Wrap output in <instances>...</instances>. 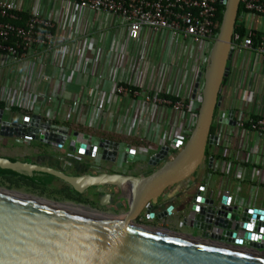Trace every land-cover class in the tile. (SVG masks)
Masks as SVG:
<instances>
[{
    "label": "built area",
    "instance_id": "built-area-1",
    "mask_svg": "<svg viewBox=\"0 0 264 264\" xmlns=\"http://www.w3.org/2000/svg\"><path fill=\"white\" fill-rule=\"evenodd\" d=\"M62 1L65 4H74L79 10L90 11V29H99L100 22L103 23V28V19L106 17L116 20L107 49H103V37L95 36V31L81 37L74 33L67 36L65 33L61 39H57L51 17L41 16L35 10L25 11L13 0H0V61L5 64H22L32 60L40 64L42 70L39 76L35 77L36 80L31 82L30 76L25 75L20 80L21 85L18 84L12 92L1 91L0 99L7 101L8 109L10 106L20 109L18 111L22 114L19 122L26 116L29 118L25 132L16 135L27 141L36 138L43 128L30 125L32 114H36L31 112L36 102L43 109L52 104L53 109L42 110L44 119L39 114L40 123L49 119L52 127L67 131L65 142L60 149L63 155H68L66 148L73 132L79 131L83 133L81 141L96 146V149L93 155L72 154L84 156L89 162L100 166L103 162V148L98 146L99 140L107 138L103 134L114 130L118 139L112 140L119 141L120 145L116 156L117 164L112 166L113 170L128 169L129 162L124 160L125 155L130 152L126 149L127 145H135V157L137 154L144 156L146 161L161 149L167 151L165 159L173 156L181 146L177 143L183 144L186 141L195 123L202 77L192 97L194 84L198 72H203L209 61V52L219 27L218 10L225 0ZM240 4L242 13L239 18L246 28L247 23L242 19L244 15L264 18V0H240ZM24 12L27 13L24 22L15 24L14 22L22 20ZM75 19L74 14H69L66 19L67 29L74 31ZM150 37L156 40L154 46L157 47L153 64L148 62V57L154 52L148 53L147 50ZM60 41H70L73 47L59 46L57 43ZM231 49L233 56L248 49L264 60V31L250 28L244 37L234 35ZM88 50L93 54L86 56ZM114 55L116 56L110 63V74L103 72L104 63L99 71L93 70L99 65L100 56L106 59L107 64L108 58ZM45 63L52 67V78L50 82L46 79L45 89L40 91L37 86L44 82ZM188 76L191 77V92H187V89L182 93L178 92L174 88L177 78L185 79ZM68 84L77 85L78 88L66 100ZM219 96L217 117L226 118L232 110L231 119L235 123L226 124L228 129L222 133L221 127L215 125V132L212 134L217 136V141L215 144H208L209 156L206 164L210 159L212 162L211 167L206 165V169H211L212 171H208L218 178V175L230 174L232 171V163L227 164L225 173L217 171L219 169L215 159L224 162L230 152L236 150L237 138L233 133L234 128L254 132L264 138V117L254 119L251 115L258 113L242 111L234 98L223 94L222 89ZM114 98L118 101L116 104L117 108L121 109L120 113L110 109V102ZM151 144H155L153 152L148 150ZM220 144L224 147L218 154L214 148H218ZM240 161L245 160L241 158ZM257 164L252 181L260 186L264 185V140L257 152ZM196 174L197 172L192 176ZM236 177L241 179L242 174L237 173ZM211 185L200 182L195 193L214 198L217 210L222 211L221 205H228L232 210L227 212L238 217L221 216L231 224L221 228L220 233L208 230L209 237L221 245L249 248L252 243H261L264 246V239L261 241L263 235L254 229L256 223L264 220L257 219L253 212L254 208L264 209L253 206L251 198L239 199L229 189L217 194L216 187ZM223 195L229 198L227 204L221 202ZM219 215L215 212L213 219ZM157 224L166 226L168 223L166 220ZM178 224L183 226L181 219ZM213 235L216 237L213 238ZM238 240L240 242H237Z\"/></svg>",
    "mask_w": 264,
    "mask_h": 264
},
{
    "label": "water",
    "instance_id": "water-1",
    "mask_svg": "<svg viewBox=\"0 0 264 264\" xmlns=\"http://www.w3.org/2000/svg\"><path fill=\"white\" fill-rule=\"evenodd\" d=\"M239 4L240 0H225L209 61L204 71L198 72L194 84L192 97L202 77L197 116L188 138L183 144L177 143L181 146L169 158L165 159L167 151L162 149L149 156L147 163L154 167L151 172L135 174L89 162L84 172L74 173L66 156L93 155L96 149L81 141L83 133L79 131L73 132L66 148L68 155L60 157L58 165L0 156V169L27 176L33 172L52 175L78 193L89 188L97 193V188L113 187L114 194L121 199L117 208L122 210L119 214L107 215L85 205L52 201L0 186V264H264L261 243H252L246 248L221 245L209 237L208 230L220 233L221 228L229 227L231 222L223 217H238L227 212L231 207L221 205L223 210H217L214 198L197 192L190 195L188 190L172 197L168 194L171 186L197 172L205 158L206 146L217 141L211 126L220 105L223 79L230 71L231 42ZM232 112L218 121L234 125ZM2 113L0 109L1 135L25 132L27 116L17 123L3 119ZM40 120L39 114H32L29 122L31 126L43 128L36 138L60 150L67 131L52 127L49 119L42 123ZM119 145L117 140L100 138L98 146L103 148V162L117 164ZM126 149L130 152L124 154V160L131 164L136 146L127 145ZM211 162L210 159L208 167ZM111 195L105 193L100 204H109ZM228 200L223 195L221 202L227 204ZM215 212L220 215L213 219ZM253 212L257 219L264 220V210L254 208ZM173 217L182 220L183 228L197 229L198 234L157 224ZM254 229L264 236L263 221L256 223Z\"/></svg>",
    "mask_w": 264,
    "mask_h": 264
},
{
    "label": "crops",
    "instance_id": "crops-1",
    "mask_svg": "<svg viewBox=\"0 0 264 264\" xmlns=\"http://www.w3.org/2000/svg\"><path fill=\"white\" fill-rule=\"evenodd\" d=\"M17 4L21 5V7L25 11L35 10L41 16H49L52 18L55 27V33L57 34V39H61L62 36L66 33L67 36L71 33L76 34L78 37L85 35L88 32H94L95 36L103 37L102 44L104 45L103 49H107L108 39L113 32V26L115 25V19L106 17L104 21V27H102L103 23L100 22L99 29L93 30L90 29L92 22V14L88 10H79L74 4H65L62 0H13ZM69 14L75 15V29L74 31L67 29V21ZM248 19V20H247ZM247 28H254L258 31H264V18L257 17L248 14L246 16ZM147 31V30H146ZM102 32V33H101ZM100 33V35H99ZM146 34V32H145ZM156 40L152 37L148 40L147 50L148 53L154 51L149 57L148 62L153 64L156 59L155 51L157 49L154 46ZM59 46L67 45L69 47H73L70 41L63 42L60 41L57 43ZM93 53L88 50L86 56L92 55ZM116 55L108 58L107 64L106 59L100 56L99 65L95 66L93 70L99 71L101 69L102 63L103 72L105 74L111 73V59H114ZM41 65L30 60L26 61V63L22 64H5L0 61V98L1 91H13V88H16L18 84L21 85V78L25 75H29L31 78V82L36 80L35 77L41 72ZM44 82H42L39 86L40 91L45 89L46 79L51 80L52 67L50 64L45 63L44 67ZM190 80L191 77L188 76L185 79L177 78V84L174 88L182 93L187 89V92H191L190 90ZM44 85V86H43ZM226 86L227 93L224 92L223 88ZM189 87V88H188ZM77 85L68 84L67 86V99L68 100L72 94L76 91ZM14 93V92H13ZM222 93L228 95V97H233L236 104L238 105L239 100H248L251 102L249 106L248 112L258 113L264 115V60L259 59L256 52L253 50L245 49L240 54L235 56L232 55L230 61V71L227 76L226 81L222 86ZM4 102V107L2 108V118L5 120H10L11 122H19L21 120V114L17 107L10 106L8 109L7 101ZM66 103V102H65ZM118 101H115V98L110 102V109H115V111L120 113L121 109L117 108ZM122 105V101L120 102ZM54 105H46L44 109H53ZM117 108V109H116ZM1 109V108H0ZM37 102L31 113L41 114L44 119V110ZM219 116V115H218ZM217 127L220 126L222 131H226L228 126L226 124L220 123L217 118ZM233 133L237 138L236 150L231 153L226 159L219 160L215 159V164L220 171V173H225L227 164L232 163V171L230 174H221L219 176V181L216 182L215 186L217 194H220L222 190L229 189L237 197L242 199H252L253 206L264 209V185H257L254 181H252V175L254 168L258 166L257 164V152L263 143L264 138L259 136L254 132H245L241 131L237 128L233 129ZM21 135V134H20ZM104 137L108 139H118V134L113 130L111 132L103 134ZM222 138V134L220 139ZM223 145L220 144L218 148H214L218 154H220L223 149ZM155 150V144H151L149 148V152H153ZM0 156L8 157L11 160H23V161H42L47 165H58L59 159L63 155L60 150L55 149L54 147L48 146L46 143L40 141L37 138H34L31 141L22 140L19 135L16 136H7L0 134ZM71 161L70 170L73 172H84L89 165V161L81 155L78 154H70L66 156ZM58 158V159H56ZM243 158L245 161L242 162L240 159ZM109 163L105 162V164L101 163L100 166L106 168ZM141 166V165H140ZM142 167V166H141ZM128 169L130 172L135 174H143L141 173V168L139 166L129 165ZM241 173L242 178L237 179L236 174ZM210 175V176H209ZM212 175L215 176L214 173L209 172L207 169L200 174L189 177L187 180H184L178 184L171 186L168 189V194L172 197L175 194H179L184 190H188L191 194L196 191L198 183L205 182L204 179L206 176H209L210 183ZM183 183V186H181ZM211 185V184H210ZM213 185V184H212ZM156 222V221H155ZM176 217L169 218L167 221V227L180 230L184 232H189L191 228H181L178 224Z\"/></svg>",
    "mask_w": 264,
    "mask_h": 264
},
{
    "label": "flooded vegetation",
    "instance_id": "flooded-vegetation-1",
    "mask_svg": "<svg viewBox=\"0 0 264 264\" xmlns=\"http://www.w3.org/2000/svg\"><path fill=\"white\" fill-rule=\"evenodd\" d=\"M108 167L109 166H107V168ZM126 172H130V170L128 169ZM41 177L44 178V174L37 172H33L31 176L22 175L18 173H16V175L0 174V186L13 190H18L29 195L42 197L52 201H56L54 200L55 198L49 197L46 194L56 193L59 196L63 197V200H60L58 202L69 203L74 205H85L86 207H89L97 212L104 213L107 215L119 214L120 211H122L119 210L120 208H117L118 203L121 199L118 198V194H114L113 187L104 186L101 188H97V193L94 192V188H89L83 193H78L72 188H70L65 182L57 178L54 179L50 184H43L40 180ZM47 188H50L51 190L47 192ZM108 192L112 194L109 199L110 202L109 204L103 206L100 204V201L102 200L103 195ZM189 194L192 195L191 193ZM141 220L142 222H145L143 221V219Z\"/></svg>",
    "mask_w": 264,
    "mask_h": 264
},
{
    "label": "rangeland",
    "instance_id": "rangeland-1",
    "mask_svg": "<svg viewBox=\"0 0 264 264\" xmlns=\"http://www.w3.org/2000/svg\"><path fill=\"white\" fill-rule=\"evenodd\" d=\"M246 16L247 15H244L243 17H242V19H243V21L245 22L246 21ZM248 20V19H247ZM223 90H224V92L225 93H227V88H226V86L223 88ZM251 105V102H249V101H246L245 99L244 100H239V102H238V107H240L241 108V110L242 111H248V109H249V106ZM217 112L215 113V116H214V120H213V124L214 125H216V123H217ZM68 145V144H67ZM66 146V145H65ZM148 150H149V147H148ZM103 164H105V162H102ZM129 165H131V168L133 167V166H139L141 169V173H144V174H146V173H149L150 171H152L154 168L153 167H150V166H148V163H147V161L145 160V157L144 156H141V155H136V157H135V160H134V162L133 163H131V164H129ZM129 165H128V167H129ZM142 167H141V166ZM206 160H203V162H202V164L200 165V167L198 168V170H197V174H200V173H202L203 171H205L206 170ZM106 166H109V168H112V166L113 165H106ZM128 169L126 168L125 169V171H127ZM210 176V175H209ZM209 176H206L205 177V179H204V181L206 182V183H208V184H213L214 186H215V184H216V182H218L219 181V178L218 177H216V176H214V175H212V177H211V181H213L212 183H210V177ZM181 186H183V183H181ZM212 186V185H211ZM216 188L218 187V186H215ZM51 189L50 188H47V192H49ZM46 195H48L49 197H52V198H55L54 200H56V201H62L63 200V197L62 196H59L58 194H56V193H54V194H46ZM123 208L124 209H126L127 208V202L126 201H124V204H123ZM186 233H191V234H193V235H197L198 234V230L197 229H194V228H191L190 229V231L189 232H186Z\"/></svg>",
    "mask_w": 264,
    "mask_h": 264
},
{
    "label": "trees",
    "instance_id": "trees-1",
    "mask_svg": "<svg viewBox=\"0 0 264 264\" xmlns=\"http://www.w3.org/2000/svg\"><path fill=\"white\" fill-rule=\"evenodd\" d=\"M223 11H224V5H221L219 7V10H218V14H217V21L218 23L220 24L221 22V18H222V14H223ZM242 13V5L239 4V8H238V14H237V19H236V22H235V25H234V30H233V36L238 34L240 37H244L246 36V34L248 33V29L245 27V25L243 24V22L240 21V15ZM22 20L20 21H17V22H14L15 24H21L24 22L26 16H27V13L24 12L22 13ZM219 28V27H218ZM218 28L216 30V32H218ZM227 77H225L223 79V83L226 81ZM4 107V102L0 101V108L2 109ZM216 112V111H215ZM254 119L258 118V117H264V115H261V114H252L251 115ZM215 132V125L212 124L211 126V133H214ZM208 156H209V145L206 146V151H205V158L204 160H208ZM217 157H220V156H217ZM209 171H212L211 169L208 168ZM0 174L2 175H16L15 172L11 171V170H8V169H0ZM44 178H40L41 182L43 184H50L54 179H56L54 176L52 175H47V174H44ZM69 188V187H68Z\"/></svg>",
    "mask_w": 264,
    "mask_h": 264
}]
</instances>
